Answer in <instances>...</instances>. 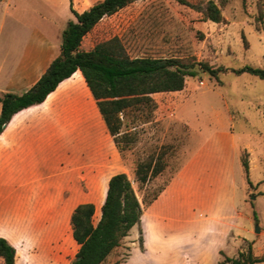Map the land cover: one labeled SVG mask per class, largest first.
Masks as SVG:
<instances>
[{
  "label": "rangeland",
  "instance_id": "1",
  "mask_svg": "<svg viewBox=\"0 0 264 264\" xmlns=\"http://www.w3.org/2000/svg\"><path fill=\"white\" fill-rule=\"evenodd\" d=\"M96 1L71 0L77 11ZM206 1L133 0L102 17L82 38L83 49L116 37L131 57L174 56L224 68L213 76L196 66L182 90L155 93L146 103L119 112L114 143L142 215L100 264H215L218 253L216 264H230L224 256L235 257L249 244L254 255L264 258V158L249 159L243 148L245 143L252 148L258 142L264 145V79L233 71L243 65L264 68V0H213L221 12L219 21L206 19L190 5L200 8ZM69 19L74 16L68 0H0V60L15 58L38 32L61 38ZM228 127L239 147V161L247 152L250 186L241 164L231 185L230 150L226 140L218 138ZM149 158L158 160L162 169L139 183L135 167ZM220 165L225 167L222 186L212 182L213 169ZM177 172L182 174L166 197L146 203ZM103 187L97 181L92 192L79 199H93L94 222ZM82 188L91 189L85 183ZM239 197V210L233 214L231 206ZM56 227L54 233L52 227L47 233L13 228L17 264H69L78 248L70 218L58 220ZM219 244L225 251L216 249Z\"/></svg>",
  "mask_w": 264,
  "mask_h": 264
},
{
  "label": "crops",
  "instance_id": "2",
  "mask_svg": "<svg viewBox=\"0 0 264 264\" xmlns=\"http://www.w3.org/2000/svg\"><path fill=\"white\" fill-rule=\"evenodd\" d=\"M38 33L33 41L22 44L15 58L0 60V92L26 91L58 55L61 38ZM227 119L231 121L232 115ZM218 138L226 140L230 150L233 185L234 170L240 167L239 147L231 127L221 129ZM243 148L249 152V159L254 155V160L264 158V145L259 142L253 148L245 143ZM123 168V160L95 100L81 71L76 69L43 101L15 112L0 132V236L16 251L13 228L29 227L31 231L47 233L52 227L53 233L58 232V220H68L76 204H94L93 199H79L92 192L97 181L104 186L103 201L109 177L124 171ZM224 168L220 165L213 169L212 182L218 186L224 183ZM90 172L93 177L87 175ZM181 174L177 172L171 178L155 202L166 197ZM83 183L91 189L84 191ZM240 199L232 204L231 213L237 214ZM216 249L225 251L221 244Z\"/></svg>",
  "mask_w": 264,
  "mask_h": 264
},
{
  "label": "trees",
  "instance_id": "3",
  "mask_svg": "<svg viewBox=\"0 0 264 264\" xmlns=\"http://www.w3.org/2000/svg\"><path fill=\"white\" fill-rule=\"evenodd\" d=\"M133 0H98L82 11L68 7L74 19H69L61 31L60 49L35 83L26 91L0 92V132L10 117L18 110L43 101L58 83L69 77L76 69L83 75L85 83L95 100L102 119L116 142L120 128L119 112L133 105L146 103L151 95L161 92L182 90L186 76L196 74L199 66L210 75L223 71L221 66L212 67L206 62L184 60L174 56H129L116 37L96 43L89 49L81 47L83 36L104 16L110 15ZM183 3L185 0H179ZM197 7L206 19L221 20V12L213 0ZM235 73L249 72L264 79V68L243 65L233 69ZM243 151L240 164L245 182L252 185L249 165ZM162 169L158 160H142L135 167L139 183L157 175ZM158 193L146 203L156 199ZM95 205L92 202L76 204L71 215V235L78 248L69 264H100L128 234L131 227L139 223L142 207L130 179L124 171L113 173L108 181L100 213L93 221ZM252 217L257 219L255 210ZM15 247L0 236V258L3 264H16ZM262 256L253 254L251 245L238 251L237 256H224L230 264H258Z\"/></svg>",
  "mask_w": 264,
  "mask_h": 264
},
{
  "label": "water",
  "instance_id": "4",
  "mask_svg": "<svg viewBox=\"0 0 264 264\" xmlns=\"http://www.w3.org/2000/svg\"><path fill=\"white\" fill-rule=\"evenodd\" d=\"M258 224H255V230L258 231Z\"/></svg>",
  "mask_w": 264,
  "mask_h": 264
}]
</instances>
